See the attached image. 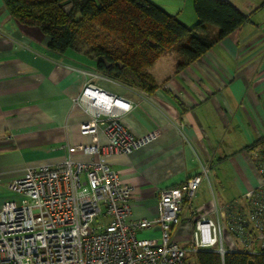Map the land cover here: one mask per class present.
<instances>
[{
  "label": "crops",
  "instance_id": "1",
  "mask_svg": "<svg viewBox=\"0 0 264 264\" xmlns=\"http://www.w3.org/2000/svg\"><path fill=\"white\" fill-rule=\"evenodd\" d=\"M147 1L188 27L198 22L192 0ZM222 1L247 22L185 65L171 51L160 56L149 69L156 88L147 94L101 76L81 54L50 51L48 39L15 21L0 0V210L19 198L7 184L27 168L55 166L67 156L90 159L79 151L68 154V148L92 141L80 135L87 116L74 106L86 73L96 75L97 87L131 103L121 118L131 134L159 130L149 145L107 159L133 189L131 220L155 219L159 191L179 186L201 166L208 168V180L197 191L193 219L210 216L215 205H244V195L260 180L250 149L264 139V0ZM97 137L105 142L101 131ZM192 231L185 214L174 241L190 248ZM159 236L158 226L138 233L141 239Z\"/></svg>",
  "mask_w": 264,
  "mask_h": 264
},
{
  "label": "built area",
  "instance_id": "2",
  "mask_svg": "<svg viewBox=\"0 0 264 264\" xmlns=\"http://www.w3.org/2000/svg\"><path fill=\"white\" fill-rule=\"evenodd\" d=\"M89 77L74 106L87 119L79 133L90 143L68 148L88 155L86 162L69 156L55 166L29 167L24 175L7 184L19 196L0 210V264H190L189 253L228 251L264 253V142L250 150L260 178L244 195V205L233 201L215 205L210 216L193 219V202L208 168L177 187L158 193L157 217L131 220L133 189L114 171L108 158L130 155L149 145L159 130L134 136L121 122L131 103L108 93ZM101 131L105 142L98 140ZM8 139L11 136H7ZM185 214L193 221L188 249L174 241L175 229ZM160 228L156 239L138 238V233ZM225 234L234 243L226 246Z\"/></svg>",
  "mask_w": 264,
  "mask_h": 264
},
{
  "label": "trees",
  "instance_id": "3",
  "mask_svg": "<svg viewBox=\"0 0 264 264\" xmlns=\"http://www.w3.org/2000/svg\"><path fill=\"white\" fill-rule=\"evenodd\" d=\"M192 3L198 19L194 27L147 0H5L13 19L39 30L50 51L81 54L94 61L101 76L147 94L156 88L149 69L160 56L176 49L182 61L179 66L185 65L247 22L226 1ZM191 254L195 264H264V253Z\"/></svg>",
  "mask_w": 264,
  "mask_h": 264
},
{
  "label": "rangeland",
  "instance_id": "4",
  "mask_svg": "<svg viewBox=\"0 0 264 264\" xmlns=\"http://www.w3.org/2000/svg\"><path fill=\"white\" fill-rule=\"evenodd\" d=\"M69 8H70V7H67V10H68ZM171 52H172V53H176V54H177V57L180 58V56H179L178 53L176 52V49H173ZM225 241H226V246H228V247H230V248H233V247H234V243H233L231 240L226 239ZM188 261H189L190 264H195L194 257H193V255H192L191 253H189Z\"/></svg>",
  "mask_w": 264,
  "mask_h": 264
}]
</instances>
